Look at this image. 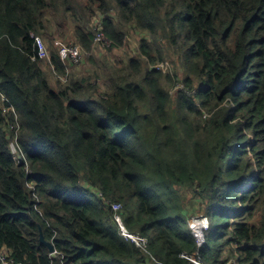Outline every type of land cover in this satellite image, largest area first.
<instances>
[{
	"label": "trees",
	"instance_id": "16d2710c",
	"mask_svg": "<svg viewBox=\"0 0 264 264\" xmlns=\"http://www.w3.org/2000/svg\"><path fill=\"white\" fill-rule=\"evenodd\" d=\"M183 253L264 264V0H0V264Z\"/></svg>",
	"mask_w": 264,
	"mask_h": 264
},
{
	"label": "built area",
	"instance_id": "2783aa9c",
	"mask_svg": "<svg viewBox=\"0 0 264 264\" xmlns=\"http://www.w3.org/2000/svg\"><path fill=\"white\" fill-rule=\"evenodd\" d=\"M100 28V27H98ZM104 35L103 33H98L96 36V40L97 41H101L104 40ZM37 43L39 45V53L40 55L43 56H48V49L45 47V45L43 44L41 38L39 36L36 37ZM107 40V38H106ZM60 53L62 55L63 58L66 57H71V59L75 62H79L83 57H84V48L78 44V43H69V44H65L61 47L60 49ZM16 151V150H15ZM20 161L21 157H19ZM113 210L114 211H118L121 207L120 203H113ZM116 220L119 222L120 227H121V234L123 236H125L128 239H131L133 242H135L138 246L146 249L147 248V244L149 242L148 237L142 235L139 232H131L129 231L123 224H122V217L119 214H116ZM189 225L193 231V234L195 235V237L197 238V243H198V247L201 248L205 242H206V237H205V232L210 228L211 226V219L209 216L207 215H200V216H194L191 217L189 219ZM199 251V250H198ZM198 251L196 253H198ZM3 254L8 255L7 254V250L4 249L2 250ZM51 255L53 254H57L58 251L54 250L53 252H50ZM183 256H185L186 258L190 259L193 263L195 264H205L202 259L200 257H196L195 255L191 256L188 253H183ZM1 261L3 264H18L17 262H15L14 260H7L5 258V256L1 257Z\"/></svg>",
	"mask_w": 264,
	"mask_h": 264
},
{
	"label": "rangeland",
	"instance_id": "374dc122",
	"mask_svg": "<svg viewBox=\"0 0 264 264\" xmlns=\"http://www.w3.org/2000/svg\"><path fill=\"white\" fill-rule=\"evenodd\" d=\"M41 40H42V38H41ZM57 41H60V43H63V42H65L66 40H60V39H58ZM42 42H43V40H42ZM59 43V44H60ZM43 44L45 45V47L48 49V46H47V44L45 43V41L43 42ZM103 45V44H102ZM99 46V47H96V49H94V53L96 54V55H99V57L101 56V54H105L106 52H107V50H105V47L104 46ZM109 56H111V57H116L117 56V51L115 50L113 53H111V54H109ZM79 68L81 67L80 65L78 66ZM14 145V150H15V148H16V146H15V144H13ZM200 215H204V214H199V215H197V216H200Z\"/></svg>",
	"mask_w": 264,
	"mask_h": 264
},
{
	"label": "water",
	"instance_id": "95a60500",
	"mask_svg": "<svg viewBox=\"0 0 264 264\" xmlns=\"http://www.w3.org/2000/svg\"><path fill=\"white\" fill-rule=\"evenodd\" d=\"M122 224L124 225V223L122 222ZM125 226V225H124ZM40 239H41V242L46 244L50 250V252H53L55 250V247H54V244L51 242V241H48L44 238V235L43 233L40 234Z\"/></svg>",
	"mask_w": 264,
	"mask_h": 264
},
{
	"label": "clouds",
	"instance_id": "9594fccd",
	"mask_svg": "<svg viewBox=\"0 0 264 264\" xmlns=\"http://www.w3.org/2000/svg\"><path fill=\"white\" fill-rule=\"evenodd\" d=\"M15 150H17V149L15 148ZM15 150H14V145H13V151L15 152Z\"/></svg>",
	"mask_w": 264,
	"mask_h": 264
}]
</instances>
